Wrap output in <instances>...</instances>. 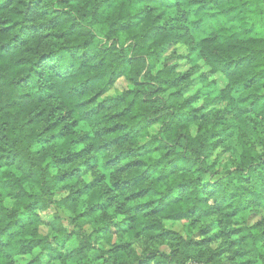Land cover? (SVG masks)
<instances>
[{"label":"trees","instance_id":"16d2710c","mask_svg":"<svg viewBox=\"0 0 264 264\" xmlns=\"http://www.w3.org/2000/svg\"><path fill=\"white\" fill-rule=\"evenodd\" d=\"M173 58L226 83L200 74L186 95L192 67ZM120 78L130 86L103 96ZM199 96L224 107L204 113ZM226 143L234 164L213 178ZM54 205L62 215L42 234ZM253 206L264 208V0H0V264H214L203 246L223 227L217 248L233 264H264V228L244 219ZM209 219L199 239L163 224Z\"/></svg>","mask_w":264,"mask_h":264},{"label":"rangeland","instance_id":"374dc122","mask_svg":"<svg viewBox=\"0 0 264 264\" xmlns=\"http://www.w3.org/2000/svg\"><path fill=\"white\" fill-rule=\"evenodd\" d=\"M255 33H258V31H255ZM190 34H191L192 38L194 39V41H199L202 37L205 36V33L203 32V30H201L198 27H190ZM173 47H174L175 53L177 55H184L187 53L186 47L183 43H177ZM172 48H170L168 53H170ZM167 63L168 64L174 63L176 65V71H178V72H187L192 67V71H190L192 83H191L190 87L188 88V91H186V93H185L186 95L194 94L196 91H198V89H200L204 85L203 83H201V79L199 77L200 74H205L208 81H214L215 87H217V88H222L226 83L224 78L219 73L209 74L207 72L208 68H206V66L203 64L202 61H198L196 66H192L186 59H182V58L181 59L180 58H173L171 60H168L166 62V64ZM161 66H162V64L159 63L157 65V68H159ZM155 70H157V69H155ZM129 86H130V84L124 78H120L103 93V96L116 95V94L120 93L122 90L128 88ZM193 105L195 107L202 108L204 113H209L210 111L215 109V107L220 108V109H222L224 107V104L222 102L216 104L215 107L214 106H208V105L206 106L202 96H199V98L194 102ZM157 130H158V125H153L152 127L149 128V135L155 134L157 132ZM190 133L192 135H194L196 133V127L195 126L190 127ZM146 139H147V136H144V137L139 139V142H143ZM234 157H236V153L233 154L230 143L222 144L221 146L217 147L213 151V153L209 159V161L214 165L213 178H218L220 175L225 174L226 171H228V169H230L232 167V165L234 164ZM81 175H82V178L84 179V181L88 182L92 179V175L88 171L86 172L84 169H81ZM65 194H66L65 191L64 192H58L55 195V199H60V198L64 197ZM11 203H12L11 199L5 200L6 206H8V207L11 206ZM55 212H58L60 215H62V213L59 211V209L55 205L52 206V208L47 210V211L40 212V218L42 220V223L39 226V232L40 233L45 234V235H50L51 230H50L49 223L52 220ZM244 219H245L246 225L251 226V225L257 224L258 228L262 230V228H264V208L259 207V206H253L250 209V211L247 212ZM188 222H189V220H180V221L163 220V224H164L166 229L178 232L182 236L189 235L193 239L194 238L195 239L201 238L202 234L199 232V230H201L206 224L213 223L212 219L206 220V222H204V223H200L198 225H193L192 227H190L188 229V232H187ZM194 229L197 232H193ZM227 229H228L227 227L221 228L220 232L223 233L222 238L216 239V240L211 239L206 244H204L203 249H204L206 255H212V257H213L212 261L210 260V263L233 264V262L230 260L231 256H233V253L228 252L227 250H223V249L218 250V248H217L218 245L229 242L228 234H227V232H225ZM86 230L89 231L90 230L89 227H86ZM214 231L215 230H213L212 232H209V234H212ZM76 244H77V242H76L75 238L72 237L69 240V242L67 243L66 249L70 250L73 247H75ZM133 246L135 247V249L137 251L140 249L139 244L137 242H133ZM150 246L152 248L158 247L159 249H162V250H169L165 244L157 245V244L152 243ZM32 255L39 256V258L42 260L43 263H45L47 261L46 254L43 252H39L38 249L33 250ZM28 259L29 258L26 256H24V257L19 256V257H16L15 262H16V264H24ZM187 264H205V262L204 263H197V262L191 261V262H188Z\"/></svg>","mask_w":264,"mask_h":264}]
</instances>
